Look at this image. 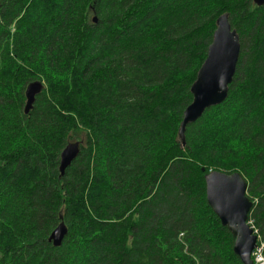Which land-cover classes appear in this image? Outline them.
<instances>
[{"label": "trees", "instance_id": "1", "mask_svg": "<svg viewBox=\"0 0 264 264\" xmlns=\"http://www.w3.org/2000/svg\"><path fill=\"white\" fill-rule=\"evenodd\" d=\"M222 13L238 35L235 70L182 144ZM33 80L42 88L23 113ZM213 170L242 175L246 220L264 237V4L0 0V264H242L205 201Z\"/></svg>", "mask_w": 264, "mask_h": 264}, {"label": "water", "instance_id": "2", "mask_svg": "<svg viewBox=\"0 0 264 264\" xmlns=\"http://www.w3.org/2000/svg\"><path fill=\"white\" fill-rule=\"evenodd\" d=\"M256 6L264 0H251ZM94 20V17H93ZM239 54V41L235 29L230 27L226 13L215 19V28L206 47L205 57L199 65L195 78L189 87L190 102L181 113L177 135L183 144V131L188 123L198 119L203 111L221 103L227 95ZM42 83L33 80L24 88L23 113L31 108L34 97L40 92ZM79 151L78 142L66 143L59 153L58 171L64 169ZM205 201L211 211L233 238L232 251L242 264H252L251 251L256 246V236L246 223L251 201L246 196V181L240 173L234 171H208L203 175ZM66 234V226L60 221L48 234L47 241L59 246Z\"/></svg>", "mask_w": 264, "mask_h": 264}, {"label": "built area", "instance_id": "3", "mask_svg": "<svg viewBox=\"0 0 264 264\" xmlns=\"http://www.w3.org/2000/svg\"><path fill=\"white\" fill-rule=\"evenodd\" d=\"M246 223L251 228L252 233L256 235V246L251 252L253 259V264L264 263V257L261 255V248L263 246L264 237H261L259 234H256V229L249 223V220H246Z\"/></svg>", "mask_w": 264, "mask_h": 264}, {"label": "rangeland", "instance_id": "4", "mask_svg": "<svg viewBox=\"0 0 264 264\" xmlns=\"http://www.w3.org/2000/svg\"><path fill=\"white\" fill-rule=\"evenodd\" d=\"M254 4V3H253ZM246 190H245V194H246ZM249 223L253 226L254 229H256V234H259L258 233V230H257V227L255 226L254 224V221H253V218H249ZM259 264V263H258ZM261 264H264V263H261Z\"/></svg>", "mask_w": 264, "mask_h": 264}]
</instances>
